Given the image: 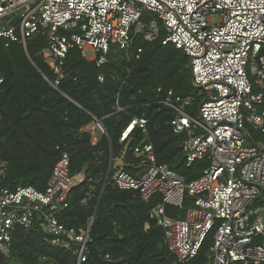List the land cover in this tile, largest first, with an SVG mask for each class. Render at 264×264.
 Returning a JSON list of instances; mask_svg holds the SVG:
<instances>
[{"label": "built area", "instance_id": "1", "mask_svg": "<svg viewBox=\"0 0 264 264\" xmlns=\"http://www.w3.org/2000/svg\"><path fill=\"white\" fill-rule=\"evenodd\" d=\"M147 13L162 23L163 44L172 43L189 57L192 84L200 90L195 114L187 111L193 96L169 89L160 100L175 111L170 125L183 135L186 165L209 163L187 181L167 163H159L152 142H144L134 147L143 163L133 172L118 170L115 185L146 202L160 195L150 216L164 229L175 264L195 259L211 234L207 264H264V223L258 213L264 209V141L253 134L264 132V0H0V20H5L0 38L6 46L19 42L26 47L28 39L45 34L43 56L56 74L52 85L57 87L71 48L102 66L114 47L131 48L132 29L146 41L156 39L159 24L153 17L145 22ZM142 52L138 47L135 57ZM98 78L103 82L105 75ZM3 83L0 76V87ZM96 124L106 133L100 120ZM136 128L148 134L147 117L134 116L120 142H127ZM6 169L1 162L0 178ZM84 180L82 173L71 174L70 156L63 153L44 189L0 186V250L13 257L16 230L38 228L52 246L73 251L77 264L87 262L93 216L84 229L59 218ZM186 195L193 204L185 215L167 214V205L184 208ZM105 258V264H131L109 254Z\"/></svg>", "mask_w": 264, "mask_h": 264}, {"label": "trees", "instance_id": "2", "mask_svg": "<svg viewBox=\"0 0 264 264\" xmlns=\"http://www.w3.org/2000/svg\"><path fill=\"white\" fill-rule=\"evenodd\" d=\"M153 15L147 13L143 20L149 22ZM160 29L153 41L132 29L131 48L114 47L109 62L102 66L80 49L71 48L57 87L52 85L56 74L43 56L45 34L28 39L26 47L19 42L6 46L0 38V76L4 77L0 87V163H7L0 186L30 185L42 190L56 162L63 153L69 154L71 174L82 173L85 180L73 189L70 206L59 218L67 226L84 229L96 210L88 260L83 264H105L107 254L114 261L131 264H175L164 229L150 216L160 195L146 202L115 185L118 170L133 172L135 165L143 163L144 159L134 155L137 144L152 142L157 161L167 163L187 181L209 163L202 160L186 165L180 146L183 135L174 133L170 125L175 111L160 102L165 92L173 89L182 96H193L187 111L195 114L201 101L199 88L192 84L189 57L172 43L163 44L164 31ZM138 47L143 52L136 58ZM101 73L103 82L98 78ZM141 115L148 119V134L136 128L129 140L121 143L122 130L134 116ZM96 120L107 131L100 138L89 129ZM253 134L264 141V132ZM192 204V197L186 195L184 208L167 205L166 211L183 217ZM211 236L187 264H207ZM12 249L13 257L0 250V264H77L73 251L52 246L38 228H18Z\"/></svg>", "mask_w": 264, "mask_h": 264}, {"label": "rangeland", "instance_id": "3", "mask_svg": "<svg viewBox=\"0 0 264 264\" xmlns=\"http://www.w3.org/2000/svg\"><path fill=\"white\" fill-rule=\"evenodd\" d=\"M153 19L157 20V18H156L155 15H153ZM4 21H5V20H0V25H3V22H4ZM157 22H158V24H159L160 21L157 20ZM160 24H161V25H160ZM160 24H159V28H162V27H163V26H162V23L160 22ZM160 30H161V29H160ZM88 54H89V56H91V55H92V52L89 51ZM118 54H119V52H118ZM89 60H92V59H89ZM89 129L94 133V135L96 136V138H100V136H101V132H100V130H99V128H98V126H97L96 123L90 125V126H89Z\"/></svg>", "mask_w": 264, "mask_h": 264}, {"label": "water", "instance_id": "4", "mask_svg": "<svg viewBox=\"0 0 264 264\" xmlns=\"http://www.w3.org/2000/svg\"><path fill=\"white\" fill-rule=\"evenodd\" d=\"M102 126H103V124H102ZM103 127H104V126H103ZM104 129H105V132L107 133L105 127H104ZM258 213H259V215L262 217V221H263V223H264V209H261ZM95 215H96V210H95V212H94L93 218H95Z\"/></svg>", "mask_w": 264, "mask_h": 264}, {"label": "crops", "instance_id": "5", "mask_svg": "<svg viewBox=\"0 0 264 264\" xmlns=\"http://www.w3.org/2000/svg\"><path fill=\"white\" fill-rule=\"evenodd\" d=\"M111 166H112V165H111ZM111 166H110V167H111ZM110 167H109V168H110Z\"/></svg>", "mask_w": 264, "mask_h": 264}]
</instances>
